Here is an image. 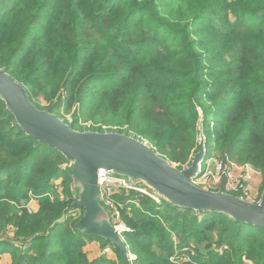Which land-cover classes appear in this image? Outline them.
<instances>
[{"label":"trees","instance_id":"trees-1","mask_svg":"<svg viewBox=\"0 0 264 264\" xmlns=\"http://www.w3.org/2000/svg\"><path fill=\"white\" fill-rule=\"evenodd\" d=\"M0 69L39 109L55 114L79 105L94 125L87 131L133 133L179 169L199 151L203 118L214 156L251 164L264 180V0H0ZM40 95L48 108L38 104ZM65 163L27 136L0 100V258L116 264L105 255L89 258L87 245L98 242L124 264L114 245L77 230L83 210L78 218L64 215L77 200ZM60 179L63 194L51 186ZM24 189L37 195L36 213L18 209ZM113 200L129 229L123 236L132 264H175L171 258L184 249L193 264H264L262 228L136 192ZM217 225L218 241L200 246Z\"/></svg>","mask_w":264,"mask_h":264},{"label":"water","instance_id":"water-1","mask_svg":"<svg viewBox=\"0 0 264 264\" xmlns=\"http://www.w3.org/2000/svg\"><path fill=\"white\" fill-rule=\"evenodd\" d=\"M0 100L27 136L56 150L71 163L77 200L66 208L64 215L83 210V216L76 223L77 230L114 245L124 264H132L135 260L109 212L101 205V172L122 178L130 185L141 183L175 207L221 213L243 224L264 229V192L259 203H252L222 190L201 188L195 183L207 152L203 118L198 125L199 151L188 167L179 169L148 143L127 134L75 130L71 123L56 114L39 109L27 89L2 69Z\"/></svg>","mask_w":264,"mask_h":264},{"label":"rangeland","instance_id":"rangeland-1","mask_svg":"<svg viewBox=\"0 0 264 264\" xmlns=\"http://www.w3.org/2000/svg\"><path fill=\"white\" fill-rule=\"evenodd\" d=\"M40 96L41 97H39L38 104L43 108H48L50 106V103H48L47 101H45L43 99V95H40ZM55 114L57 116H61L62 120H64L65 122H68V123H74V122H76L75 120L77 119L78 120L77 127L80 129V131L81 130L87 131L89 128L94 127L92 121L89 120V114H86L85 112L80 110L79 105L73 107L70 111H67L66 108L62 107L59 110H57ZM213 127H214V124H210L209 129L212 130ZM113 129H114L113 132L118 131V129H116V128H113ZM198 129H199V127H198ZM135 136L136 135L131 133V137L135 138ZM137 139H140V140L148 143L151 147H153L152 144H150L148 141L144 140L143 138L141 139L139 137ZM215 154L216 153H215L214 144H213V142L209 141L207 143L206 157H213ZM236 163H238V165H242V166L247 165L248 166V169H246L245 172L240 171V170L239 171L235 170V173L237 175H247V174L249 175L248 176L249 180L245 183L244 193L247 194L245 199L252 202V203H259L261 200L262 193L264 192L263 176L261 175V173L259 171L254 169V167L251 164H247V163L241 164L237 161H236ZM172 164L177 167V164H175V163H172ZM196 184L199 187L207 189V190L217 191L219 189V186H217L215 183H209V182L206 183L205 179H203V178L197 179ZM51 186L53 187L52 189L57 191L59 194H63V192L66 188V184H65L63 179H60L58 181H53ZM24 191L28 195V197H27V200L21 201L19 204L16 203L19 206L18 209H20L21 211L25 209L26 211H28V214L36 213V211L38 210L39 205H40L39 200H37L38 199L37 195L33 192H30L29 190L27 191V189H24ZM49 198L51 200V203H56V202L60 201V199H58L57 197H54L53 195L52 196L50 195ZM62 199H63V197H62ZM101 205H103V204L101 203ZM30 211H32V213H30ZM81 213H82V210L77 209L73 213L74 218H78ZM110 217H111V214H110ZM131 217H132V214L127 216V218H131ZM219 231H220V229H219L218 225L213 227L212 229H209L208 233H205L202 236L203 241L200 243V246L203 247L207 243H211L214 245L216 243V241H218ZM173 240L176 243V245H175L176 248H178L180 240L177 237H173ZM198 243H199L198 241L192 242V244L195 246L199 245ZM155 251H159V250L155 249ZM189 253H190L189 249L178 250L173 255V258H171V261L175 264H193V263H191V257H190ZM114 254H115V257H114L115 260H113V261H115L116 264H119L118 256L115 252H114ZM133 257H135V255H133ZM0 260H1V258H0Z\"/></svg>","mask_w":264,"mask_h":264},{"label":"built area","instance_id":"built-area-1","mask_svg":"<svg viewBox=\"0 0 264 264\" xmlns=\"http://www.w3.org/2000/svg\"><path fill=\"white\" fill-rule=\"evenodd\" d=\"M104 132H113V128L101 126ZM71 163L62 164L61 169L71 168ZM247 165H238L235 161H225L224 159L213 156L205 159V162L201 166L199 178L205 179V182L215 183L217 186H222L224 192L235 195L246 200V193H244L245 183L249 180V175H237L235 170L246 171ZM234 173H233V172ZM248 171V170H247ZM196 179V180H197ZM196 183V181H195ZM100 186V201L106 210L111 214V219L116 227L118 233L124 238L123 234L129 229L122 224L120 206L115 203L113 196L119 192H136L147 196L155 201L157 204L161 203L159 198L152 190L144 186L143 184L130 185L124 179L114 177L107 172H101L99 175ZM248 201V200H247ZM32 213V211H30ZM125 239V238H124ZM109 251L106 249L105 252ZM131 257L135 260L136 257Z\"/></svg>","mask_w":264,"mask_h":264},{"label":"crops","instance_id":"crops-1","mask_svg":"<svg viewBox=\"0 0 264 264\" xmlns=\"http://www.w3.org/2000/svg\"><path fill=\"white\" fill-rule=\"evenodd\" d=\"M106 249H109V251L107 252H105V250L103 251L101 247V243L93 242L87 245L86 252L88 253V256L91 260L97 259L101 257L102 255H105L110 260H115L114 251L110 248H106ZM11 261H12L11 256L9 254H4L1 257L0 264H11Z\"/></svg>","mask_w":264,"mask_h":264}]
</instances>
